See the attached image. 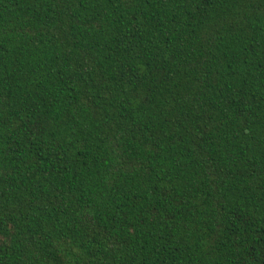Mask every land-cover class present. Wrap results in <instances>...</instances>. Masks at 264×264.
<instances>
[{"label": "trees", "instance_id": "obj_1", "mask_svg": "<svg viewBox=\"0 0 264 264\" xmlns=\"http://www.w3.org/2000/svg\"><path fill=\"white\" fill-rule=\"evenodd\" d=\"M0 264H264V0H0Z\"/></svg>", "mask_w": 264, "mask_h": 264}]
</instances>
